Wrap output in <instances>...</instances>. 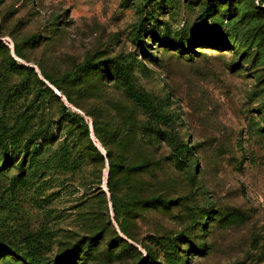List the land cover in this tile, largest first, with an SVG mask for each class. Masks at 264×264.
Returning <instances> with one entry per match:
<instances>
[{"label":"rangeland","instance_id":"1","mask_svg":"<svg viewBox=\"0 0 264 264\" xmlns=\"http://www.w3.org/2000/svg\"><path fill=\"white\" fill-rule=\"evenodd\" d=\"M30 258L264 264V2L0 0V264Z\"/></svg>","mask_w":264,"mask_h":264},{"label":"trees","instance_id":"2","mask_svg":"<svg viewBox=\"0 0 264 264\" xmlns=\"http://www.w3.org/2000/svg\"><path fill=\"white\" fill-rule=\"evenodd\" d=\"M261 2H264V0H261ZM209 9H210V4H209V2H207L206 3V5L204 6V9H203V11H202V13H201V18H200V21L195 25V27H194V30H193V32H192V34H191V37H190V42H193V43H195V42H200V41H202L203 39H199L200 37L198 36V32L199 31H201L203 28H205V27H207V23H206V15H207V13L209 12ZM230 8H228L227 9V11L229 10ZM205 41H207V40H205ZM210 41V40H209ZM15 53L17 54V55H19V56H21L22 54H20V52L18 51V50H16V48H15ZM11 65L14 67V68H16V69H19L20 67H23V66H21V65H18L17 66V64L13 61V59L11 60ZM91 67V66H90ZM85 69H86V66H84V65H82V66H80V67H77L76 68V70H75V72H77V73H84L85 72ZM75 74V73H74ZM44 77L47 79V80H49L60 92H61V94H63V96L66 98V100L68 101V102H70V103H74V101H73V98H72V96L66 91V90H64V88L61 86V84H60V82L58 81V80H55V79H52L50 76H48L47 74H45L44 75ZM61 81V80H60ZM46 90H48L49 92L51 91V89L50 88H48V87H46L45 88ZM85 130H86V133H88V131H87V128H85ZM94 134H95V136L100 140V141H102V138H101V131H99L98 129H97V127H95L94 126ZM94 149H96L95 148V146L93 145L92 146ZM180 148H179V150H185V151H188L189 150V146L187 145V144H181L180 146H179ZM26 153H27V150H26V148L24 149V151H23V155H22V157H24L25 155H26ZM106 156L107 157H110V155H109V152L107 151V153H106ZM121 164H119V162H115V161H112V159H110L109 158V160H108V167H109V173L110 172H112L114 169H118V168H121ZM143 165H139V166H137V167H142ZM121 232L126 236V237H128V235L124 232V230L121 228ZM145 260V259H144ZM29 264H36L35 262H34V260L32 259V258H30L29 259Z\"/></svg>","mask_w":264,"mask_h":264},{"label":"water","instance_id":"3","mask_svg":"<svg viewBox=\"0 0 264 264\" xmlns=\"http://www.w3.org/2000/svg\"><path fill=\"white\" fill-rule=\"evenodd\" d=\"M55 90V89H54ZM56 91V90H55ZM58 94V93H57Z\"/></svg>","mask_w":264,"mask_h":264}]
</instances>
